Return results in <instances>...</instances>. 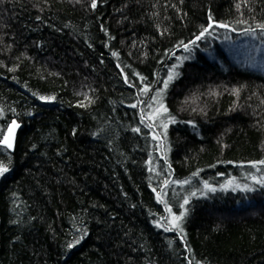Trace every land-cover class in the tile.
I'll list each match as a JSON object with an SVG mask.
<instances>
[{
    "label": "trees",
    "instance_id": "obj_1",
    "mask_svg": "<svg viewBox=\"0 0 264 264\" xmlns=\"http://www.w3.org/2000/svg\"><path fill=\"white\" fill-rule=\"evenodd\" d=\"M11 120L0 264H264V0H0Z\"/></svg>",
    "mask_w": 264,
    "mask_h": 264
},
{
    "label": "snow or ice",
    "instance_id": "obj_2",
    "mask_svg": "<svg viewBox=\"0 0 264 264\" xmlns=\"http://www.w3.org/2000/svg\"><path fill=\"white\" fill-rule=\"evenodd\" d=\"M95 6L96 5L94 3L93 4V7H95ZM219 26H221V27H227L226 25H219ZM172 79H173V76L172 75H169L168 80L170 81ZM165 87H167V82H165ZM144 91L147 92L148 89L145 88ZM157 103H159V102H157ZM133 107H135V105H133ZM161 111L167 112V109L164 108V106H163L162 103L159 105L158 108H156L154 110V112L152 114H150L148 116V119H150V120L151 119H154L155 117H157L158 115H160ZM142 120H143V117H142ZM15 127H19V125H16L15 122H13V125L8 128L9 135H4L3 133H0V136L3 137V139H0V144H2L5 148H9L10 149L13 146L12 145V139H11V137L14 134V128ZM148 127H152V125L149 124ZM164 127L166 128L167 125H164ZM136 131H139V129H136ZM153 138L155 139L156 137H153ZM261 163L264 164V161H261ZM253 167H255V165H253ZM8 170L9 169L6 166L0 164V176L4 175V173L8 172ZM252 179H253V182L254 183L261 184L262 186H264V178H262L260 180H257L255 177H253ZM205 187H208V186L205 185ZM213 190L214 189L209 188V191H213ZM246 190H249L250 191L251 189H246ZM186 203H187V200H185V204ZM168 211H169V213H171V209H168ZM182 218H183L182 216H180V217L172 216V225H173V227H179L178 221L181 220ZM157 226H159V225H157ZM165 230L167 231L169 229H165ZM70 247H71V245H70Z\"/></svg>",
    "mask_w": 264,
    "mask_h": 264
},
{
    "label": "water",
    "instance_id": "obj_3",
    "mask_svg": "<svg viewBox=\"0 0 264 264\" xmlns=\"http://www.w3.org/2000/svg\"><path fill=\"white\" fill-rule=\"evenodd\" d=\"M13 122H15V124L16 125H19L15 120H11L8 124H7V126H6V131H5V133H4V135H9V133H8V128L9 127H11L12 125H13ZM17 129H18V127H15L14 128V134L12 135V137H11V139H12V148H5V149H7L8 151H13V148H14V143H15V138H16V133H17ZM1 139H3V137L1 138ZM1 146H3L2 144H0ZM4 147V146H3Z\"/></svg>",
    "mask_w": 264,
    "mask_h": 264
},
{
    "label": "rangeland",
    "instance_id": "obj_4",
    "mask_svg": "<svg viewBox=\"0 0 264 264\" xmlns=\"http://www.w3.org/2000/svg\"><path fill=\"white\" fill-rule=\"evenodd\" d=\"M240 44V43H239ZM243 48V47H242ZM232 50H231V59L233 60V61H235V59L238 57V61H241L240 60V58H239V56H238V54L236 53V51H237V49H235V47H233V48H231ZM242 50H245V49H242ZM230 52V51H229ZM239 53V52H238ZM236 54H237V57H236ZM251 54V53H250ZM249 54V55H250ZM241 55V54H240ZM248 55V56H249ZM236 62V61H235Z\"/></svg>",
    "mask_w": 264,
    "mask_h": 264
},
{
    "label": "bare ground",
    "instance_id": "obj_5",
    "mask_svg": "<svg viewBox=\"0 0 264 264\" xmlns=\"http://www.w3.org/2000/svg\"><path fill=\"white\" fill-rule=\"evenodd\" d=\"M5 131H6V128H5ZM5 131L3 132V134L5 133ZM1 138H2V136H1ZM1 146V145H0ZM3 147V146H2ZM5 148V147H4Z\"/></svg>",
    "mask_w": 264,
    "mask_h": 264
}]
</instances>
